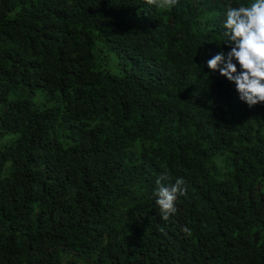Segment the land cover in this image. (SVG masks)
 Instances as JSON below:
<instances>
[{"label": "trees", "instance_id": "trees-1", "mask_svg": "<svg viewBox=\"0 0 264 264\" xmlns=\"http://www.w3.org/2000/svg\"><path fill=\"white\" fill-rule=\"evenodd\" d=\"M251 2L0 0V264H264V103L206 63Z\"/></svg>", "mask_w": 264, "mask_h": 264}, {"label": "clouds", "instance_id": "clouds-1", "mask_svg": "<svg viewBox=\"0 0 264 264\" xmlns=\"http://www.w3.org/2000/svg\"><path fill=\"white\" fill-rule=\"evenodd\" d=\"M146 2L158 8H167L175 6L178 0ZM223 27V45L229 50L226 53L220 51L208 59L207 67L234 83L239 99L250 108L264 103V0L228 7ZM169 179L166 174L158 177L153 193L161 218L165 221L176 212L175 201L178 196L187 193L182 177L177 178L175 183H164ZM182 231L191 235L188 227H183Z\"/></svg>", "mask_w": 264, "mask_h": 264}]
</instances>
